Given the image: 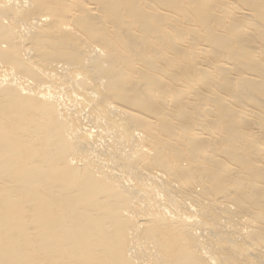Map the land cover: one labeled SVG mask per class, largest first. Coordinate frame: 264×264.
<instances>
[{"label":"bare ground","instance_id":"1","mask_svg":"<svg viewBox=\"0 0 264 264\" xmlns=\"http://www.w3.org/2000/svg\"><path fill=\"white\" fill-rule=\"evenodd\" d=\"M0 264H264V0H0Z\"/></svg>","mask_w":264,"mask_h":264}]
</instances>
